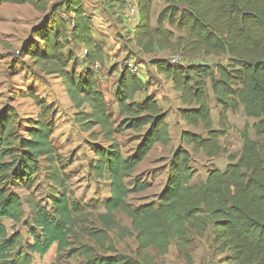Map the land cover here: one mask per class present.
<instances>
[{"label": "trees", "instance_id": "obj_1", "mask_svg": "<svg viewBox=\"0 0 264 264\" xmlns=\"http://www.w3.org/2000/svg\"><path fill=\"white\" fill-rule=\"evenodd\" d=\"M154 1L133 0L140 22L131 42L144 56L177 49L183 63L164 58L150 63L179 93L180 119L190 127H202L205 134L182 132L181 146L172 154L170 174L158 202L136 207L129 202L130 196L146 192L150 184L138 179L130 187L127 180L157 145L171 144L167 113L153 96L137 102V95L145 93L147 86L125 67L115 93L120 122H113L95 71V65L103 66L108 58L94 35L93 18L86 13L84 0H64L62 4L0 0V5H29L50 16L34 28V40L23 52L45 74L61 80L77 111L75 123L80 130L90 133L94 142L103 138L104 144H93L95 159L90 171L97 179L108 181L110 190L104 212L97 217L100 226L85 227L81 225L83 209L60 176L62 167L52 175L61 192L53 198L51 213L39 207L33 210L29 232L34 243L24 249L23 236L19 232L10 235L4 224L5 220L16 225L23 222L24 201L15 188L32 182L41 160L51 166L63 163L53 143L52 105L34 91L27 95L40 108L37 119L28 123L27 135L21 131L23 119L16 109H4L0 114V264L23 261L25 251L45 256L54 245L59 252L80 257V264H140L117 253L111 233L119 240L135 238L139 252L153 250L157 257L167 256L175 243L187 263L194 264L185 251L194 246L195 238L202 239L207 233L204 217L212 220L215 242L227 263L264 264V142L250 135L252 128L257 138L264 137V0H164L166 6L155 24ZM63 9L64 15H60ZM171 27L181 35L176 38ZM71 45L87 50L84 74L71 67L73 53L65 54ZM212 56H226L228 63L211 66L198 62ZM212 96L222 110L221 123L228 112L241 108L247 118L257 122L252 127L245 125L240 133L242 152L229 157L225 170L211 169L204 181L192 184L197 174L192 167L194 155L203 153L214 159L225 153L219 138L226 132L213 127ZM126 131L139 135V144L129 157L123 155L118 139ZM120 213L131 221V228L122 226L117 219ZM16 251H21L18 258Z\"/></svg>", "mask_w": 264, "mask_h": 264}, {"label": "rangeland", "instance_id": "obj_2", "mask_svg": "<svg viewBox=\"0 0 264 264\" xmlns=\"http://www.w3.org/2000/svg\"><path fill=\"white\" fill-rule=\"evenodd\" d=\"M64 0H52V3L62 4ZM84 0L85 8L88 11L94 10L105 22L108 21L107 28L95 25L94 33L96 37L102 39L107 58L101 69H96V79L100 90L106 96L109 103L110 113L113 122L118 125L117 108L114 100V89L119 77V73L127 65L131 64L141 69L143 77L144 68L150 77L152 87L163 90V97L168 101L169 109L165 110L169 116L168 123L171 125L172 142L168 147L157 145L149 154L147 159L140 165L132 178L127 180L130 187L138 179L150 184V188L141 194L131 195L129 202L133 206H141L158 202V197L162 192L167 178L170 174V163L173 152L181 146V128L176 125L180 120L177 112L171 114L172 110L177 107L174 94L163 79L157 77L151 72L150 61L155 58L172 59L177 54V49L156 52L152 56L141 55L132 45L131 36L136 23V19L129 17V22L125 24V5L133 3V0L124 4L118 0ZM112 1V2H111ZM111 2V3H110ZM154 22L155 17L166 6L164 0H155ZM118 4V6H117ZM61 10L60 15H64ZM50 17L35 11L29 5H0V114L8 107H14L20 117L21 131L27 135L30 127L29 121H35L40 114V108L36 105L29 95L34 91L47 104L52 105L53 111L50 118L55 123L53 134V143L58 151L59 157L63 164L55 162L52 166L46 160H41V167L38 174L30 183H21L15 190L24 201L23 222L16 225L15 223L5 220L4 224L8 227L10 235L19 232L23 236V248L34 243L30 234L32 221L34 218L33 210L37 207L46 209L48 213L52 211L53 198L59 196L61 189L54 183L55 172L58 173L63 167L60 176L64 179L68 193L75 203L83 209L81 214V225L85 227L100 226L97 222L99 214L104 212L103 203L110 196L109 182L97 179L90 171V164L95 159L93 144L103 143L100 137L96 142L92 141L90 133H84L75 123L77 111L74 109L62 82L56 76L45 74L38 68L33 60L27 57L23 49L26 44L34 40L33 30L39 27L42 22ZM171 30L175 33L176 38L181 35L174 27ZM73 53L75 60L71 62V67L78 74H84L87 68L85 58L82 57L81 48L77 45H71L65 49V54ZM199 63L215 65L218 63L227 64L228 57L212 56L202 57ZM117 69V72H114ZM152 82V83H151ZM214 120L217 121L218 112L212 103ZM242 111V112H241ZM243 110L233 113L231 120H228V132L220 137V142L224 147L225 153L218 158L208 159L202 153L194 155L192 166L194 165L197 174L192 184H198L208 174V170L219 168L224 170L229 163V157H237L242 152L243 141L241 131L245 125L251 127L257 121L254 119L244 118ZM194 132L205 134L204 129L191 128ZM229 130H232L229 133ZM100 129L96 128L95 132ZM252 139L264 142V137L257 138L254 130L250 129ZM121 143L122 152L125 157L132 155L139 144V135L126 131L118 136ZM62 178H60L62 180ZM117 219L122 226L131 228V221L123 213L117 215ZM208 223V231L204 238H195L194 246L186 249L194 264H229L225 256L220 253L213 235V222L209 217H204ZM78 231V229H76ZM112 242L116 247L118 254L132 258L140 264H188L183 254L175 243L171 245L169 254L164 257H157L153 250L139 252L138 243L135 238L119 240L115 233H111ZM82 242L87 243L86 239L78 237ZM21 251H16L17 258ZM110 255V254H109ZM22 256V255H21ZM23 261L17 259L16 264H80L82 259L78 256H70L68 252H59L58 246L54 245L45 256L23 253Z\"/></svg>", "mask_w": 264, "mask_h": 264}, {"label": "crops", "instance_id": "obj_3", "mask_svg": "<svg viewBox=\"0 0 264 264\" xmlns=\"http://www.w3.org/2000/svg\"><path fill=\"white\" fill-rule=\"evenodd\" d=\"M118 1H120V2H126V3H128L129 1L128 0H118ZM135 1H137V0H135ZM106 2V1H105ZM106 3H108L109 4V2H106ZM117 6H118V4H117ZM127 7H128V5H125V8H126V10H127ZM85 10H86V13L88 14V15H90V16H92V18H93V30H94V26L95 25H97L98 24V26H101V27H105V28H107V23H108V21L107 22H105V20H103L102 19V17L101 16H99V14L96 12V11H94V10H91V11H88V9H86L85 8ZM127 13V11L125 12V14H124V16H125V24L127 23V22H129V16L126 14ZM153 15H154V13H153ZM155 19H157V17H155ZM153 20H154V17H153ZM152 20V21H153ZM139 22H140V17H139V15L137 16V18H136V23H135V26H134V29L136 28V26L137 25H139ZM153 23L155 24L156 23V21L154 22L153 21ZM134 29H133V33H132V36H131V39H132V37H133V34H134ZM94 32V31H93ZM94 35H95V33H94ZM95 37H96V35H95ZM100 42H103V40L102 39H99V37H96ZM130 39V40H131ZM132 45L133 46H135L133 43H132ZM78 47H80L79 45H77ZM158 51V50H157ZM157 51H155V53L157 52ZM158 52H160V53H163V52H161V51H158ZM106 55H107V53H106ZM150 56H152V55H150ZM108 57V56H107ZM150 68H151V72H154L156 75H157V77H159V78H161V79H163L166 83H168V85L170 86V88H171V90H172V92H173V94H174V98H175V101L177 102V107H176V109L175 110H172L171 111V114L172 113H174V111H176L177 112V115H178V109L179 108H181V103H180V101H179V93H177L174 89H173V85H172V82H170V81H168L164 76H162V75H159L158 73H157V71H156V68L155 67H153L151 64H150ZM152 75L151 74H149L148 72H147V70L144 68V75H143V77L141 76V78H142V80H143V82H144V84L147 86V91L145 92V93H143V94H139V95H137V97H136V100H137V102H142L144 99H146L147 97H151V96H153V97H155L156 98V100L158 101V103H159V105L162 107V109L165 111V110H168L169 109V106L167 107V105H168V101L166 100V99H164V97H163V90L160 88V89H157L156 87H152V84H150V82H149V80H150V77H151ZM119 78V77H118ZM117 83H118V80H117V82H116V85H115V89H114V100H115V93H116V87H117ZM152 83V82H151ZM212 100H211V108H212V103L214 102V104H215V109H216V111L218 112V117H217V121H215L214 120V115H213V110H212V120H213V127H214V129H216V130H220V129H224V126H226V128L228 129L229 127H228V120L230 121L231 120V116L230 115H232L233 113L232 112H228L227 113V116H226V120L224 121V122H220V114H221V112H222V110H221V108H219L218 106H217V104H216V101H215V98L212 96V98H211ZM240 110H243V108H241ZM239 110V111H240ZM166 112V111H165ZM242 112V111H241ZM243 113H244V110H243ZM244 116V118H246V119H248V120H250L249 118H247L246 116H245V114L243 115ZM180 118V117H179ZM169 120V116H168V118H167V121ZM255 124V123H254ZM253 124V125H254ZM170 125V124H169ZM176 125L177 126H179L182 130H181V134H182V132L183 131H192V132H194L191 128H193V127H190V126H188V125H186L185 124V122H183L181 119L179 120V121H177V123H176ZM196 129V128H195ZM170 131H172L171 130V125H170ZM224 131L226 132V134L228 133L225 129H224ZM232 132V130H229V133H231ZM197 133V132H196ZM226 136V135H225ZM220 139V138H219ZM180 142H181V138H180ZM221 143V142H220ZM222 145V144H221ZM222 147H223V145H222ZM223 149H224V147H223ZM201 154V153H200ZM203 154V153H202ZM196 155H199V154H196ZM204 155V154H203ZM205 156V155H204ZM206 157V156H205ZM207 158V157H206ZM209 159V158H208ZM193 160H194V158L192 159V162H193ZM211 160V159H210ZM228 165V164H227ZM193 168H194V165L192 166ZM195 169V168H194ZM212 169H218V170H222V169H219V168H212ZM211 170V169H210ZM225 170V169H224ZM209 171V170H208ZM208 175V174H207ZM207 178V176H205L204 177V179L202 180V181H204L205 179Z\"/></svg>", "mask_w": 264, "mask_h": 264}, {"label": "built area", "instance_id": "obj_4", "mask_svg": "<svg viewBox=\"0 0 264 264\" xmlns=\"http://www.w3.org/2000/svg\"><path fill=\"white\" fill-rule=\"evenodd\" d=\"M128 16L132 19H136L137 16H138V9H137V5L135 4V2L129 4V7H128ZM81 54H82V57H86L87 55V50L86 49H83L81 51ZM171 63L173 64H181L183 63V59L181 57L180 54H176L175 56L172 57V59H170ZM127 68H129L131 74L133 75H137V76H140L141 77V74H142V71L139 67L137 66H134V65H127L126 66ZM95 69H101V65L100 64H96L95 65Z\"/></svg>", "mask_w": 264, "mask_h": 264}]
</instances>
